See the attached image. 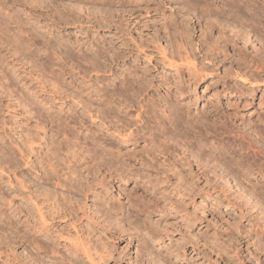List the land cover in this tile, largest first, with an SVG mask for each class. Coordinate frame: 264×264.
Returning <instances> with one entry per match:
<instances>
[{"label": "rangeland", "instance_id": "374dc122", "mask_svg": "<svg viewBox=\"0 0 264 264\" xmlns=\"http://www.w3.org/2000/svg\"><path fill=\"white\" fill-rule=\"evenodd\" d=\"M193 1L196 0H0V136L5 137L3 133L6 136L9 135L5 137V140L7 138L6 142H11L10 144L14 147L17 143H23L26 140L25 137L30 135L29 139L32 138L31 145L38 151L41 150L43 156L46 148L45 143L51 142L50 139L60 140L64 137L63 141L72 139L71 135L68 134L69 138L59 129V127L65 128L64 124L69 120L66 119V113H69L71 109L78 110L75 115L79 114V118L83 115L85 117V120L83 119L84 124L80 122L68 123L69 128L73 129V133L78 135L80 139L90 133L87 130L88 126H93L91 130H95L97 133L100 132V128L102 130L109 126L108 130L103 129L108 137L115 135L114 129L117 125L120 128L122 126L128 127V129L123 130L127 133L128 130H133L142 123V121L137 123L136 119H140L139 116H136L137 113L144 111V109H150L149 115L144 114V116L145 118L149 116L151 121H148L151 122V125L153 122L155 124L157 122V126L161 130H167L166 127L169 130L173 128L170 132L173 131L181 140L185 136L186 142L182 141L179 144L174 142L177 148L174 151L169 150V152L172 151L171 153H175V156H182L181 151L185 146L182 147L180 144H188L195 152L200 151L201 161L209 169L208 181L210 184L207 185L208 187L206 186L205 190H201L205 182L203 178H187L186 182L183 183L188 185L187 183L193 184L194 182V189H192L194 192L183 190L181 195L171 193L172 199L179 200L181 208L183 207L185 210L183 212L189 216L192 214L195 218L196 216H204L201 211L202 206L204 203L208 205L209 211L205 214L207 226L200 225L201 231H208L207 234L213 236L212 238L209 237L211 239L209 241H214L213 238L217 239L218 237L232 242L234 249L240 250L242 257H245L249 251L256 253L254 247L246 243L252 241V238L249 239L250 236H254L251 230L249 233L252 225L251 220H264V187H262L264 186V175L262 174V172L264 173V152H262L264 149H262V145H264V50H262L264 49V39L257 42L256 37L251 36L247 46L243 45L242 41L233 38V41L223 45L222 37L219 36L223 34L220 33L221 30L226 28L222 25L224 24V16L229 21L231 18L230 23L232 24H229L228 27L230 26L229 28L232 30L235 29V25H237L236 27L240 25L241 27L245 26L252 33L255 31L257 32L255 34H263L264 15H249L252 10L242 8V4L246 3V0H208L210 7L216 12H220L217 17L212 15L211 21H218L216 18L220 17L218 22L221 28L214 26L212 28L205 27V29L201 19L198 21L195 16L196 10L192 8L191 4ZM239 1L240 3H238ZM200 3L203 5L201 9L205 8L204 4ZM253 4L264 6V0H250L249 5L252 7ZM176 24L179 25L176 26ZM228 27V30L225 29V31L230 30ZM186 30L190 35L189 38H187V34H184ZM179 34L185 36L180 37ZM207 34L209 39L207 38L206 42L203 38ZM180 43L185 44V48L188 47L187 51L190 49L191 52L189 51L190 54L187 55L192 57L189 59L195 60L198 67L205 64L203 71L201 70L205 76L196 83L189 81L186 70L183 73H186L185 75H177L174 69L163 63L161 59L160 48H164L167 58L179 63L180 57L176 55L175 51L178 50ZM206 43L209 45L213 43L212 46L218 47L217 51L211 50L209 52ZM136 45L139 47L135 48ZM239 49L243 53H240ZM259 49L262 50L260 54L258 53ZM179 50L185 57L184 49ZM215 52L220 53L217 57L214 55L213 58L212 54ZM115 53H121L123 57L117 62H112L111 56ZM240 56H242L241 58L246 56L248 59L253 57L254 62L252 61L248 66L241 65L245 59L239 60L241 59ZM212 58L215 59L213 62H211ZM181 59L183 58L181 57ZM136 65H138L137 76H143L142 72L147 69V73H150L147 77L151 76L150 78L153 79L152 86L141 90L138 96L133 89L124 88L125 86L120 83V80L125 76L132 77L129 71L133 70V66ZM254 71L256 72L254 73ZM131 72L133 73V71ZM237 75L250 78L249 80L253 81V84L250 82L241 83L237 79ZM84 83L88 85L86 86ZM89 84L92 86L88 89ZM251 87L255 88L251 89ZM77 99L83 103H77ZM166 99L169 102L165 103ZM152 101L153 103H151ZM136 104L143 106L139 109L140 106L138 108ZM168 104L175 105L178 113L172 115L167 109ZM34 111L38 113L35 114ZM197 120L199 121L197 122ZM91 121H94L95 125L91 124ZM41 124H44V127ZM38 127L39 129H37ZM74 131H77V134ZM24 134L25 136H23ZM1 137L0 142H3ZM43 138H47L45 143ZM251 139L253 142L256 140V143L259 144L253 143ZM116 140L117 145H123L121 152L124 150L126 152L128 148L133 147L132 141L124 144L118 138ZM257 145L261 148H255ZM6 146H2L0 143V164L3 165L0 168L3 169L4 167V172L0 173L3 182L1 184L3 189L0 188V193L5 191L6 193L3 194V198L7 199H4L5 202L10 200L12 202H6L5 205L3 198H0V204L4 202L1 204L2 206L0 205V210L3 212L0 214V220H7L5 215L9 209H13L23 201L26 202L20 195L16 196L17 193L11 192L9 189L5 190L6 185H8L7 175L14 183H16V179L21 178L16 164L11 162L13 160L16 162L13 159L14 154L12 156L11 150H9L10 153L6 151ZM239 146L241 148L246 146V150L242 148L244 150L242 151ZM250 149L254 150L251 151ZM257 149H259L258 152ZM27 150L28 148L25 147V151ZM61 152L59 156L62 157L64 151ZM171 153L168 155V161L178 158ZM250 154H253V158ZM9 155L12 156L11 159H8L10 158ZM161 155L157 156V159L159 157L157 163L163 161L165 156ZM245 155H247L246 160L248 159V162L253 164V167L249 168L250 170L239 164L241 163L239 160L242 161V157ZM17 156L18 161L19 156ZM30 157L34 160L32 154ZM222 160L227 163H223ZM229 160L230 162H228ZM165 163L167 167L161 166L163 171L174 174L173 169L167 165V161ZM238 165L239 170L236 169ZM191 168L193 171L197 170L196 165L191 166ZM28 172L25 171L23 177L28 178L29 183L32 184L33 175L30 177ZM36 173L39 174L40 171ZM177 177L175 176L173 182H179ZM210 181L217 182L220 186L223 185L225 194L232 200L238 201L237 203L242 205V208L228 203L224 198V193H222L223 189H220V186L211 187L212 182ZM34 187L32 186V189ZM106 190H102V193ZM107 192L112 202L123 203L126 201L125 196H118L113 188H108ZM7 193L10 195L8 196ZM11 197L13 198L10 199ZM260 197L263 201L258 203ZM183 212L176 214L175 220H181V217L178 216L182 215ZM167 226V231L173 242L184 244L186 239L184 231H177L172 225ZM1 232H3L1 233L2 236V234L7 235L9 231H6L5 228ZM140 232L144 233V231ZM8 235L10 236V234ZM101 237L104 240L112 241L109 234H102ZM192 239L198 246H193L190 243L185 244L187 256H184L185 258L182 260L171 258L170 263L206 264V260L210 258L215 264H224V261H221L215 253L210 252V249L204 244L202 245V241L196 240V237ZM259 239L264 244V233L259 236ZM123 245L124 243H121L120 247ZM135 245L136 242L131 247V254L135 252ZM26 249L24 245L19 247L14 244L11 247L1 244L0 247V250L5 251V253H20L24 257L27 253ZM32 254L35 256L34 252ZM5 259V255L2 253L0 264H4ZM109 264L114 263L110 262ZM119 264L125 263L120 261ZM230 264L243 263L236 258L230 261ZM244 264L252 263L244 262Z\"/></svg>", "mask_w": 264, "mask_h": 264}, {"label": "bare ground", "instance_id": "6f19581e", "mask_svg": "<svg viewBox=\"0 0 264 264\" xmlns=\"http://www.w3.org/2000/svg\"><path fill=\"white\" fill-rule=\"evenodd\" d=\"M197 1L202 2L205 8L201 9L203 5ZM240 1L238 3H240ZM246 1H247L246 3L242 4V8L246 10H252V12L250 11L251 13L248 11L250 13L249 15L251 16H257V14L264 15V6L253 4L251 7L249 5L250 0H246ZM191 4L193 6L192 8L196 10V15H195L196 18H198V21L199 19H201V23L204 24V28L205 27L212 28L214 26L220 27V24L218 22L220 17L216 18V20L218 21H211L212 19L211 16L216 15L217 17L220 12L219 11L216 12V10H213L210 7V2L208 0H196V1H193ZM224 17H225V19H223L224 24L222 25H224V27H226L225 29H227L228 25L232 24L230 23L231 18L229 21V19L226 16ZM177 25L179 24H176V26ZM236 26L237 25H235L234 27L235 29L233 28L234 30L229 28L230 26L228 27L230 29L229 31H225L224 28L221 30L220 33H223V34H221L222 36H219V37H222L223 45H226L227 43L233 41V38H235V40L242 41L243 45H247V46L250 42V38H252L253 36L256 37L257 42L262 41V39H264V33L255 34L257 32L253 31L252 33L251 30H249L248 28H245V26L241 27L239 25L240 28L239 26L238 27ZM187 30L185 33L184 32L183 33L185 35L187 34V38H189L190 35L188 34ZM227 32H229V34H227ZM208 34L204 35L205 37L203 38L206 42H207ZM182 35H180V37ZM207 44L208 43H206V45ZM212 44L211 45L208 44L207 46L208 47L207 50L209 52L211 50L218 49L217 46L214 47L212 46ZM138 45H136L135 48H138L139 46H141V45L139 46ZM184 45L180 43L178 45V50L176 49L177 51H175L176 55L180 57V58L178 57L180 59L179 63H177L178 62L177 60H176L177 62H175V61L168 59L167 53L164 50V48L163 49L160 48L161 51L159 53H161L160 55H162L161 59L163 63H166L167 66L174 69L177 75H181V76L185 75L186 73L185 74L183 73H184V70H186L187 75L189 77L188 78L189 81H193L196 83L198 80L199 81L202 80L205 76L204 73H201L203 71L205 64L203 66L198 67L194 59H189V57L191 56H188V55L190 54L191 51L190 49H189L190 52L187 51L186 49L188 47L185 48ZM181 48L184 49L185 57L183 56V53H181V51L179 50ZM262 50L259 49L258 53L260 54ZM238 51L240 53H243L241 49H239ZM219 53L220 52H215L214 54H212L213 58H214V55H216L217 57ZM122 57L123 56L121 55V53H115L114 55L111 56V60L112 62H117L118 60L122 59ZM181 57L183 59H181ZM241 57L242 56H240V58ZM213 58L211 59V62L215 60ZM242 59H245V60L243 63H241V65L248 66L249 63L251 64L252 61L254 62L253 57L248 59L246 56H244L243 58L239 60H242ZM237 64H240V63H237ZM137 66L138 65L133 66L134 69L133 70L131 69L129 71V74H132V77L129 78L125 76L122 80H120V83L123 84V86H125L124 88H128L131 90L133 89L135 94L138 96L141 90H145L148 87L152 86L153 79L150 78L151 76L147 77L148 75H150V73H147V69H144V68H143L144 71L142 72L143 76H140V75L137 76L138 74L136 73ZM256 68L260 69L259 67H256ZM131 71H133V73ZM256 71H254V73ZM237 76H238L237 79H239L241 83L250 82V84H253V81L249 80L250 78H246L241 75H237ZM2 78H5V77H2ZM164 79L166 80L165 76H164ZM91 86L92 85L89 84L87 88L89 89ZM252 88H255V87H251V89ZM2 90L5 91V89H2ZM76 102L80 104L83 103L81 100H78V99ZM167 102H169V100L167 101L166 99L165 103ZM151 103H153V101ZM139 106L138 108L141 109L143 105H139ZM167 109H169L172 115L178 113L177 107L175 105L168 104ZM73 110L71 109L69 113H66L67 114L66 119H69V120L64 124L65 128L59 127V129L62 130L63 133L67 135L68 134L71 135L72 139L68 135L70 140L63 141L62 139H64L65 138L64 137L60 140L50 139L51 142L47 141L45 143L47 138H43L44 140L43 142L46 144V148H45V151L43 152V156L41 155L42 154L41 150L38 151L37 148L35 149L31 145L32 138L29 139L30 135L29 137H25L26 140L24 141L22 140L23 143H20V144L15 143L16 145L14 147H12V144H10L11 142L10 143L8 142L10 146L8 145V143L6 142L8 140L7 138L5 140V137H8L9 135L6 136V134L3 133L5 137L0 136L1 139L3 140V142H0L1 145L2 146L8 145L6 146L7 147L6 151L9 152V150H11L12 156L14 154L13 159H15L16 162L14 160L11 162L16 164V168L20 172L18 173L21 174V178L16 179V183H14L13 180L10 178V176L7 175L8 185H6L7 187L5 190L7 191L9 189L11 190V192L13 191L17 193L16 196L20 195L21 198L25 199L26 201V202L23 201L24 204L20 203L18 206H16L18 204L17 203L15 205L16 207L12 206L13 209L7 208L9 209V212L8 213L6 212L7 214L5 215V218H7V220H0V247H1V244H5V246H9V247H11L12 244H14V245H18L19 247L24 245L25 249L26 248L29 249V250L26 249L27 253L25 257L22 256L20 253H12V254L9 253L8 254V253H5V251L0 250V257H1V254L4 253L5 258H6L4 260V264H109L110 262H113L114 264L117 262L119 264L120 261H122L125 264H175L174 262L170 263L171 258H174L176 260L177 259L182 260L187 256L188 252H187L185 244L190 243L193 246H196V247L198 246L195 241L193 242L192 238L194 237H196V240L199 239L200 241H202L203 242L202 245L204 244L207 248L210 249V252L215 253L221 261H224V264H230V261H233V259L235 260L236 258L237 260L241 261L243 264L244 262H248L252 264H264V244H262L261 239H259V236L262 233H264V220H251L252 225L250 226L251 228L249 229V233H251L250 232L251 230L254 236H250L249 239L252 238V241L251 242L248 241L246 243H249L251 246H253L254 251L256 253L249 251L245 257H242L241 251L238 249H234L233 247L234 244L233 245L231 244L232 242L230 243L218 237L217 239L213 238L215 239L214 241L213 240L209 241L211 240L209 238L211 236L207 234L208 231L207 232L201 231V226L203 225H204L203 227L207 226L205 224L206 222L205 214L209 211L208 205L204 203L202 206L201 211L204 216H198V217L196 216L195 218L193 217L194 215L192 216L191 214V216H189L188 214H185L183 212L185 210L183 207L181 208V204L179 203V200L172 199L171 193L175 195H179L183 190H186L188 192H194L192 190L194 189V185H193L194 182L193 184L191 182H190L191 184L187 183L188 185L183 183V182H186L187 178L188 179L195 178V177L197 179L203 178L205 182L201 190H205L206 186L207 185L209 186L210 184L208 181L209 180L208 177L210 175L209 169L206 167V165L202 163L201 161L202 158L199 155L200 151L195 152L188 144L186 145L184 143H183L184 145L180 144L182 145V147L185 146L184 149L181 151L182 156L176 155L178 156L177 159L168 161L167 159L168 155L172 152V151L169 152V150L174 151V149L177 148L174 142H177L179 144L180 142L185 141L184 139L185 136H183V140H181V138H179L177 134L173 133V131L170 132L173 128L172 129L170 128L171 130H169L168 127H166L167 130H169L167 131L166 129L161 130L157 126V122L156 124L155 122H153V125H151V122L149 123V121H151L149 116L147 117L148 119L145 118L144 116V114L149 115L150 109L149 110L144 109V111H141L139 113L136 112L137 113L136 116H139L140 118L139 120L136 119L137 123L138 121L140 122L142 121V123L138 127H135V129L128 130L127 133H125V131L123 132L126 126L124 127L122 126V128H120L117 125L114 129L115 135H110L108 137L104 133L103 129L108 130L110 128L109 126L106 128H103L102 130L100 128L99 130L100 132L97 133L95 132V130L94 131L91 130L93 126H88L90 124L87 123L88 129H87V126H86V129L90 131V133H88L87 135H84L83 139H80L78 135H75L73 133V129L71 130V128H69L70 126L69 124L70 122L74 124L78 122L84 124L83 119L85 120V117L83 115V116H80L81 118H79V114L75 115V113L78 110L77 111L74 110V112ZM166 111L168 112V110ZM125 113L128 114L127 112ZM39 115H36V116H39ZM173 117L174 119H176L175 116ZM198 121L199 120H197V122ZM91 124L95 125V122L91 121ZM128 124L130 125V122ZM41 126L44 127V124H41ZM39 127L37 129H39ZM126 129H128V127ZM23 136H25V134ZM117 138L118 140H121L124 144L132 141L133 147H131V149L128 148L126 152L123 149L124 152H121V147L123 145H117L118 144L116 140ZM243 141L244 140H242V142ZM254 142L255 144H259V143H256L257 142L256 140ZM260 145L262 144L260 143ZM262 146H263L262 147L263 149L264 145ZM25 147L28 148L27 150L28 152L25 151ZM245 147L244 148L242 147V148L246 150ZM242 148L241 150L244 151ZM255 148L260 149L261 147H258L257 145ZM259 149H257V152ZM250 150L253 151L254 149L253 150L250 149ZM61 151H64L65 153V154L63 153L64 157H63V154H62V157L59 156V153H62ZM260 152L261 151H259V153ZM262 152H264V149L262 150ZM248 153H250L249 150H248ZM30 154L33 155L34 160L31 159L32 157H30ZM159 154H162L161 156H165L161 163H157V160H159V157L157 159V156ZM17 155L19 156L20 161L19 160L17 161V158H16ZM252 155H251V158H253ZM12 156L9 155L10 158L8 159H11ZM261 156L263 155L261 154ZM245 157L247 158V155L242 157L243 158L242 161L239 160L241 162L239 164L246 166V169L253 167L252 162L249 163L248 159L246 160ZM236 158H234V160H236ZM166 161H167V165L174 170L173 171L171 169L172 172H175L174 174L163 171V167L166 166V163H165ZM228 162H230V160ZM223 163H227V162L223 161ZM193 165H196L197 170L193 171V169L191 168V166ZM259 165H262V164H259ZM0 166H3V165L0 164ZM161 166L163 167L161 168ZM238 167L239 165L236 167V169ZM3 169L0 170V173L4 172ZM25 171H29L28 173L30 177L33 175L32 179H34V181L31 182L32 184L29 183L30 181L28 178L23 177V173ZM39 171H40L39 174L36 173ZM258 171H261V170L258 169ZM262 174L264 175L263 172ZM175 176L176 177L178 176L177 178L179 182L177 183L173 182V179L175 178ZM212 183L210 186L213 188L220 186L217 184V182L213 184ZM1 184H3V182L1 181V177H0V188H1ZM32 186H35L34 189H32ZM222 186H220V189H223ZM108 188L115 189L118 196L124 195L125 196L124 198L126 201L123 203H116V202L110 201V198L108 197V192H107ZM104 189H107V190L106 192L103 191L102 193V190ZM4 192L5 191H3V193H0V198L4 197L3 196ZM225 192L226 191L223 189L222 193H224L225 200L228 203H231L232 205L233 204L237 205L241 209L242 205L237 203L238 201L232 200L231 197L225 194ZM7 194L8 196L10 195L9 193ZM12 198L13 197H11L10 199ZM4 199L5 198H3V201L5 202V200L7 199L5 200ZM259 199H258L259 200L258 203H260V201H263L261 197ZM6 202L11 203L12 201L10 200ZM6 202H5V205L7 204ZM244 202L247 203V201H244ZM181 212H183L182 215L178 216V217H181V220H175L177 216L176 214H179ZM2 213L3 212L0 210V214ZM8 219H12V220H8ZM167 225H172L173 227L177 229V231H182V232L184 231V233L186 234L185 235L186 239H185L184 244L173 242L171 235L167 231V227H168ZM5 228H6V231L7 230L9 231L8 234H10V236L8 234L7 235L2 234L1 236V233H3L1 231L5 230ZM140 231H144V233L142 234ZM102 234L104 235L109 234V237L112 238V241L104 240L101 237ZM230 236H231V232H230ZM243 239H245V237ZM249 239H246V240H249ZM134 242H136L135 252L131 254V247L133 246ZM121 243H124L122 247H120ZM32 252L35 253V256L34 254H32ZM206 262H207L206 264H215L213 261H211L210 258H208Z\"/></svg>", "mask_w": 264, "mask_h": 264}]
</instances>
